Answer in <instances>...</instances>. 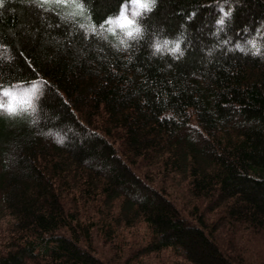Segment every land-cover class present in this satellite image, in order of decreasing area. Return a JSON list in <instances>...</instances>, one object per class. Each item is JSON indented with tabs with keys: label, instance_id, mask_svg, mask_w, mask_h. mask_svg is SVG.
Returning a JSON list of instances; mask_svg holds the SVG:
<instances>
[{
	"label": "trees",
	"instance_id": "obj_1",
	"mask_svg": "<svg viewBox=\"0 0 264 264\" xmlns=\"http://www.w3.org/2000/svg\"><path fill=\"white\" fill-rule=\"evenodd\" d=\"M0 98V264H264V0H3Z\"/></svg>",
	"mask_w": 264,
	"mask_h": 264
},
{
	"label": "snow or ice",
	"instance_id": "obj_2",
	"mask_svg": "<svg viewBox=\"0 0 264 264\" xmlns=\"http://www.w3.org/2000/svg\"><path fill=\"white\" fill-rule=\"evenodd\" d=\"M152 3L154 4L155 3V0H152ZM140 7L144 8V9H149V4L148 3H142L140 5ZM126 23L130 25V24H132V21L131 20H127ZM121 26H123V25H121ZM135 31H139V29H136ZM128 35L129 36H132V32L130 31L128 33ZM159 47L160 46L157 45V50H159ZM3 108H4V106L3 105H0V109H3ZM6 110H7V112L9 114H14L17 111L16 107L14 105H12V104L8 105Z\"/></svg>",
	"mask_w": 264,
	"mask_h": 264
},
{
	"label": "clouds",
	"instance_id": "obj_3",
	"mask_svg": "<svg viewBox=\"0 0 264 264\" xmlns=\"http://www.w3.org/2000/svg\"><path fill=\"white\" fill-rule=\"evenodd\" d=\"M3 4V0H0V5ZM167 41H165V46H167ZM157 47V46H156ZM172 53H176L180 51V42H176L174 47L169 49ZM182 54V53H181ZM0 105L4 106V109H7V106L10 105L9 103L5 102L2 98H0ZM7 111V110H6ZM9 114V113H8Z\"/></svg>",
	"mask_w": 264,
	"mask_h": 264
},
{
	"label": "rangeland",
	"instance_id": "obj_4",
	"mask_svg": "<svg viewBox=\"0 0 264 264\" xmlns=\"http://www.w3.org/2000/svg\"><path fill=\"white\" fill-rule=\"evenodd\" d=\"M2 218H3V217H0V221H1Z\"/></svg>",
	"mask_w": 264,
	"mask_h": 264
}]
</instances>
